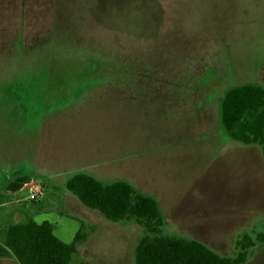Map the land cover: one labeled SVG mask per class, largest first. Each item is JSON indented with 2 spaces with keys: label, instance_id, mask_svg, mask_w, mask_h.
<instances>
[{
  "label": "rangeland",
  "instance_id": "1",
  "mask_svg": "<svg viewBox=\"0 0 264 264\" xmlns=\"http://www.w3.org/2000/svg\"><path fill=\"white\" fill-rule=\"evenodd\" d=\"M245 84L264 88V0H0V247L9 225L35 214L67 244L84 223L96 226L84 225L71 264H135L126 239L137 245L147 232L134 220H106L60 180L33 177L27 184L44 190L36 202L6 189L23 172L73 162L81 166L74 173L98 170L112 184L127 159L150 165L148 186L163 203L184 192L225 193L208 200L211 210L219 201L220 216L209 233L264 235L262 148L234 142L221 123L225 94ZM182 146L200 151L187 160L176 152ZM247 194L258 207L251 218L224 217ZM165 218L163 234L175 236ZM263 244L245 264H264ZM214 252L238 253L235 244Z\"/></svg>",
  "mask_w": 264,
  "mask_h": 264
},
{
  "label": "trees",
  "instance_id": "2",
  "mask_svg": "<svg viewBox=\"0 0 264 264\" xmlns=\"http://www.w3.org/2000/svg\"><path fill=\"white\" fill-rule=\"evenodd\" d=\"M221 123L232 140L260 145L264 154V88L245 84L228 90L221 103ZM31 180L28 176L18 177L9 190L20 191ZM66 189L106 220H134L146 230L147 235L135 250V264H245L256 244L264 243V235L254 240L245 234L236 243L237 257H222L197 241L163 234L165 221L157 201L128 183L105 184L78 173L68 179ZM86 239L84 225L67 244L55 236L50 222L39 224L30 219L8 226L0 257H14L19 264H71Z\"/></svg>",
  "mask_w": 264,
  "mask_h": 264
},
{
  "label": "crops",
  "instance_id": "3",
  "mask_svg": "<svg viewBox=\"0 0 264 264\" xmlns=\"http://www.w3.org/2000/svg\"><path fill=\"white\" fill-rule=\"evenodd\" d=\"M214 120L217 122L215 125H217L218 120L216 116L214 117ZM217 129L218 127L215 126ZM196 132H201L203 129L197 128ZM219 130V129H218ZM185 134L189 133L192 131V129H186L183 130ZM193 132V131H192ZM193 134V133H192ZM230 138V137H229ZM231 139V138H230ZM232 140V139H231ZM234 141V140H233ZM236 142V141H234ZM239 143V142H237ZM246 146H251V145H246ZM187 147V148H186ZM240 149V146H237ZM187 151V160L191 158V155L189 153L193 152H199L200 148L199 147H193L192 150L189 152V147L188 146H182L181 148H177L176 152L180 156L181 154H185ZM129 152V150H127ZM246 152L253 153L254 158L256 159L257 157V151L254 150V152H251L250 150H247ZM245 152V153H246ZM128 154V153H127ZM249 154V153H247ZM246 154V155H247ZM194 155V154H193ZM131 156V154H130ZM193 159V157H192ZM81 168L78 163L73 162V163H68L66 166L65 165H57L58 170H55L54 172H49L47 169L46 171H39L35 173H30L34 174L33 176L27 174V173H21L19 176H28L31 177L33 180V177L37 180H43L47 181L49 183L54 182L58 183L59 180L61 181V184L66 185L68 179L73 176V174H78L74 173L73 168L75 170L78 168ZM122 173H121V180L117 182H125L130 184L132 187H134L139 193L146 197L153 198L157 201L159 205L160 212L164 218L165 224L167 222V218H165L166 214L169 216V225L176 230V235L172 237H179L183 239H188V240H194L197 241L206 247L210 248L211 250L218 249L220 247H224V245H232L237 243L239 239H241V232L238 231V229H233L232 232L230 233L231 239H228V235L225 234L224 239L222 240L219 236V233L215 230L212 233H209V230H211V227L216 226L217 220L220 218L217 217V207H218V202L214 203V210H211L209 207L211 206V203L208 201L210 198H213L216 200L217 198H225V193L221 194L218 192H198V193H193V192H184L185 195L180 194H175L173 195V200H171L169 203L162 202L161 198L164 199V196L162 194H159L156 190L150 189L151 187L148 186V183H154L149 175L151 173L150 165L142 160H132L130 161L127 159L126 161L123 162L122 166ZM156 167V163H152L151 168ZM63 168H65L63 170ZM93 169V168H92ZM45 170V169H42ZM79 170V169H78ZM82 170V169H80ZM94 170V169H93ZM79 173H82L79 172ZM66 175V176H65ZM93 176L96 178L98 181L103 183V179L106 178L105 173H100L98 170L93 171ZM33 182V181H32ZM12 183V182H11ZM10 183V184H11ZM115 183V182H114ZM8 184L7 188L9 193H12L15 195H19L21 191H23V188L20 191L13 192L9 190ZM58 190V189H57ZM69 197V196H68ZM73 197V196H72ZM75 199V198H74ZM245 201L240 202V205L237 206L236 212L229 214V210L226 212V215L224 217L229 218L231 221L238 220L241 223L245 222L247 219L251 218L252 211H255L258 209L256 201H253L251 198V195L249 194L246 195L244 198ZM76 201V200H75ZM18 203V202H17ZM231 210V209H230ZM34 212V211H32ZM31 214V213H30ZM22 215V213L20 214ZM26 215V214H25ZM30 219L34 218L36 215L31 214ZM234 215V216H233ZM27 217V215H26ZM100 219V218H98ZM23 222V221H21ZM101 220H99V223ZM17 223H20L17 222ZM240 223V224H241ZM96 224V223H95ZM84 225H92L93 228H96V226L92 224H89L88 222L84 223ZM233 236V237H232ZM126 239V238H124ZM128 242H130V250L134 247L136 250V247L138 245H133V243L130 241V239H126ZM264 245V244H263ZM216 253V252H215Z\"/></svg>",
  "mask_w": 264,
  "mask_h": 264
},
{
  "label": "built area",
  "instance_id": "4",
  "mask_svg": "<svg viewBox=\"0 0 264 264\" xmlns=\"http://www.w3.org/2000/svg\"><path fill=\"white\" fill-rule=\"evenodd\" d=\"M23 191H26L27 196L25 197V201L36 202L38 201L44 194V190L40 185H37L33 182L26 184L23 187Z\"/></svg>",
  "mask_w": 264,
  "mask_h": 264
}]
</instances>
